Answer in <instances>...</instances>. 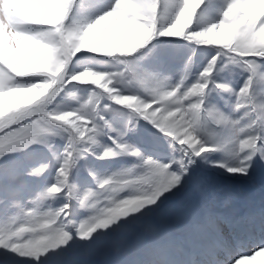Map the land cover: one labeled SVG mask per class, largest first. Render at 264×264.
Returning <instances> with one entry per match:
<instances>
[{
  "label": "snow or ice",
  "instance_id": "6c2138e0",
  "mask_svg": "<svg viewBox=\"0 0 264 264\" xmlns=\"http://www.w3.org/2000/svg\"><path fill=\"white\" fill-rule=\"evenodd\" d=\"M211 2L108 0L103 11L91 14L97 0H0V158L5 160L33 144L47 143L50 136L58 134L52 126L67 133L62 151L53 153L58 165L53 181L34 194L27 184L23 188L14 185L7 167L0 174V248L22 258H35L39 264L42 256L76 237H92L121 217L149 210L165 193L182 184L197 157L224 147L219 140L209 143L202 139V135L216 137L217 129L228 131V142L233 144L229 151L231 163L223 157L212 161L218 168L233 177H247L257 157L264 161V133L253 135L250 129L255 123H242L253 113L251 121L262 118L254 91L258 83L264 82V35L238 33L242 23L239 13L247 9L245 15L251 14L255 4L248 7L242 0H224L217 19L197 26ZM164 19L169 22L162 26ZM69 21L74 26L65 33ZM53 36L75 43L61 48ZM161 37L223 49L228 55L215 51L194 82L185 83L182 76L177 83L166 86L158 75L138 65L139 57L135 55ZM237 39L246 40L250 51L233 48ZM113 53L124 54L119 61L123 71L72 70L81 57L112 59ZM225 64L239 65L249 74L238 89L217 81V71ZM79 85L88 86L89 94L78 107L62 109L55 103L66 96L79 100L76 92L70 91ZM213 90L234 96L232 112L213 102ZM104 99L109 103H102ZM241 110L243 115L236 117ZM123 116L127 119L121 123L119 118ZM140 119L168 140L179 159L177 155L167 159L144 155L123 140L129 125L134 126V121ZM109 132L116 136L109 135L112 143L102 145L97 137ZM91 145L102 148L93 153L97 159L126 154L138 158L139 163L111 173L89 170L96 187L80 188L71 180L72 170ZM48 168V163H42L27 175L39 177ZM140 182L146 184L140 194L119 201L111 198L110 192ZM60 197L65 202L58 208L43 205L48 199ZM101 197H106L103 208ZM74 199L81 208L95 213L78 228L71 219ZM191 228L214 229L215 222L210 215L197 217ZM170 249V244H160L153 250L165 264H188ZM257 255H264V247ZM235 264L255 261L245 256Z\"/></svg>",
  "mask_w": 264,
  "mask_h": 264
},
{
  "label": "rangeland",
  "instance_id": "374dc122",
  "mask_svg": "<svg viewBox=\"0 0 264 264\" xmlns=\"http://www.w3.org/2000/svg\"><path fill=\"white\" fill-rule=\"evenodd\" d=\"M107 5L108 0H97L91 14L103 11ZM223 5L224 0H212L210 5L205 6L208 11L203 20L197 21V26L217 19L218 10ZM208 48L210 46H197L182 38L161 37L135 54L139 57L136 63L155 75L170 77L172 84L177 83L182 76L185 77V83H190L194 82L209 58L215 55V50ZM101 60L102 63H96L88 58L85 63L102 71L124 70V66L119 61L109 58H101ZM185 69H187L186 74ZM248 75L239 65L225 64L218 69L216 79L218 82H228L233 88L238 89ZM87 88L86 85H79L70 89L76 92L79 100L66 96L55 103L62 109L78 107L80 100L89 94ZM254 94L257 100H264V82L256 85ZM210 95L213 102L222 106L226 112H232L234 96L218 90H213ZM102 103H109V101L104 99ZM124 111L130 112L127 109ZM242 115V110L235 113L236 117ZM254 118L253 113L249 117H244L242 123L251 122ZM119 119L122 123L127 117L123 116ZM52 127L58 134L50 136L47 143L33 144L27 149L10 154L5 160L0 158V174L7 167L11 182L20 188L27 184L31 194L53 181L58 166L53 153L59 154L66 142L67 133L55 126ZM208 128L211 130L213 126L209 123ZM216 131L218 132L216 137L209 139L207 135H202V139L209 143L219 140L224 147L219 152L197 157L196 162L189 167V172L182 184L171 192L165 193L156 205L151 206L149 210L142 209L140 212L130 213L127 217H121L109 229L97 230L92 237L74 238L68 245L61 246L59 250L50 252L46 257L42 256L39 264H123L126 259V250L136 247L154 249L160 244H170L171 252L176 257L187 261L188 264H235L236 260H243L245 256L249 259L254 258L255 264H264V255H257L264 247V161L257 157L247 177H233L224 169L218 168L212 161L223 157L229 159L231 163L229 151L233 148V144L228 142L231 140V134L228 131L221 132L219 129ZM109 135L115 137L116 133L102 134L97 139L102 145L111 144ZM123 140L134 145L144 155L166 159L177 155L179 159V154L174 151L168 140L161 138L156 129L142 119L134 121V126L129 125ZM83 147H89V145L84 144ZM101 150V147L91 145L90 151L77 160L72 170L71 180L78 187H96L93 177L89 175V170L97 173H111L139 163L138 158L126 154L114 158L97 159L93 153H99ZM42 163L49 164V168L43 175L39 177L27 175L31 169ZM132 178L129 177V179ZM144 187H146L145 183H136L120 188L115 193L110 192V196L118 201L128 199L140 194ZM105 200L106 197H101V208L104 207ZM64 202L65 198L60 197L48 199L43 202V205L58 208ZM71 204V219L76 228L79 227L80 222L95 214L91 209L81 208L76 199ZM206 215L220 221L217 231L214 230L216 237L222 236L219 238L221 241L223 239L227 241L232 237L231 240L232 242L235 240V243L230 241L224 243L225 245L221 243L215 254L206 258L198 257L195 260L193 254L198 242H206L213 248L216 244L208 229H203L201 235L190 239L192 232H195L191 228L194 219ZM243 224L249 229L248 232L242 227ZM190 230L192 232H189ZM191 256H193L192 259ZM0 264H37V261L35 258L19 257L0 248Z\"/></svg>",
  "mask_w": 264,
  "mask_h": 264
},
{
  "label": "clouds",
  "instance_id": "9594fccd",
  "mask_svg": "<svg viewBox=\"0 0 264 264\" xmlns=\"http://www.w3.org/2000/svg\"><path fill=\"white\" fill-rule=\"evenodd\" d=\"M242 3L247 5L248 7H251L253 4H255V8L253 12L249 15H245L247 9L245 11H242L239 13V19H242V23H239L238 27V33L249 35L251 33H260L261 35H264V0H242ZM257 13L259 15H257ZM147 23V21H144ZM169 21L167 19H164L161 21V25L168 23ZM74 26L73 21H69L68 26L64 27L63 31L66 33ZM52 39L56 44H58L61 48L65 47L67 44L71 43L74 44L75 41H65L59 36H53ZM233 48L239 47L243 52L247 53L250 51L249 46L244 39H237L235 40L232 45ZM217 51V54L223 53L224 55H228V53L224 52L223 49L215 50ZM74 55V53H73ZM102 56L109 55L108 53H102ZM112 59L116 61H120L121 56L124 54H111ZM89 57H81L79 62L72 65V70L79 72V70H83L85 72L90 71L93 69V66H90L88 63H85V61ZM96 63H102L103 61L100 58H91ZM162 83L166 86H171V79L167 76H159ZM62 78V77H61ZM119 82V78H118ZM71 91V90H70ZM68 95V93H66ZM257 111L261 115V119L258 121H251L252 123H255V127L250 129V133L253 135H259L261 133H264V100H258V106ZM71 221H69V227H72ZM126 259L124 260L123 264H165V262L158 257L154 250L147 247H136L126 250L125 253Z\"/></svg>",
  "mask_w": 264,
  "mask_h": 264
},
{
  "label": "bare ground",
  "instance_id": "6f19581e",
  "mask_svg": "<svg viewBox=\"0 0 264 264\" xmlns=\"http://www.w3.org/2000/svg\"><path fill=\"white\" fill-rule=\"evenodd\" d=\"M193 210V209H192ZM212 215V214H211ZM214 215V214H213ZM263 216V215H262ZM235 217V216H234ZM217 219V218H216ZM226 219V218H225ZM233 219V218H232ZM235 219V218H234ZM214 222H215V227L216 228H214V229H208V230H210V232L209 233H211V235H212V238H213V240L215 241V246H214V248L213 247H210L209 245H207L206 244V242L205 243H202V242H198L197 244H196V246H197V248L194 250V254H193V256H194V259L195 260H197L198 259V257H202V258H206V257H210L211 255H213V254H215V251L220 247L219 245L222 243V244H224V243H226L227 241L229 242H231V243H235V240H233V242H232V240H231V238H229V240H222L221 241V239H219V238H221V237H216L215 236V233H214V230L215 231H217V227H218V225H220V221H218V220H214ZM226 222V221H225ZM235 222V221H234ZM239 222V221H238ZM258 223H259V221H257ZM240 223V222H239ZM245 223V222H244ZM241 224H242V222H241ZM186 225V224H185ZM229 227V226H228ZM240 227H241V225H240ZM239 227V228H240ZM247 232L249 231V229L247 228V227H245L244 226V224H243V226H242ZM243 228H241V229H243ZM207 230V229H206ZM205 231V230H204ZM189 232H192L191 230L189 231ZM206 232V231H205ZM233 232V231H232ZM236 232V231H235ZM201 233H203L202 232V230L201 231H195V232H192V236H190V239H193V237H197V236H199V235H201ZM226 233V232H225ZM231 233V232H230ZM232 234V233H231ZM249 234V233H248ZM250 234H251V232H250ZM253 234V233H252ZM197 235V236H196ZM204 235V234H203ZM168 236V235H167ZM183 237V236H182ZM249 237H251V235H249ZM203 239V238H202ZM167 241V240H166ZM186 241H187V238H186ZM204 241V240H203ZM212 241V240H211ZM208 242H209V240H208ZM206 244V245H205ZM227 244H229V243H227ZM225 245V244H224ZM177 246V245H176ZM222 246V245H221ZM179 248V247H178ZM184 248V247H183ZM182 248V249H183ZM222 249V248H221ZM224 249V248H223ZM221 251V250H220ZM181 252V251H180ZM183 252V251H182ZM195 255H196V257H195ZM193 256H191L190 258L192 259L193 258ZM220 257V256H219ZM187 258H188V255H187ZM224 259V258H223ZM209 264V263H208ZM218 264V263H217Z\"/></svg>",
  "mask_w": 264,
  "mask_h": 264
}]
</instances>
